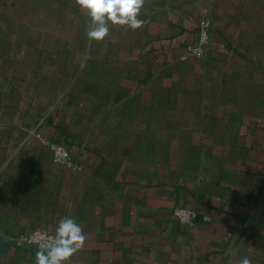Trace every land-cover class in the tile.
Here are the masks:
<instances>
[{"label": "crops", "instance_id": "1", "mask_svg": "<svg viewBox=\"0 0 264 264\" xmlns=\"http://www.w3.org/2000/svg\"><path fill=\"white\" fill-rule=\"evenodd\" d=\"M53 1L42 49L0 45V264H35L23 237L66 216L87 237L70 264H264V0H145L142 28L99 42L53 33L88 21Z\"/></svg>", "mask_w": 264, "mask_h": 264}, {"label": "clouds", "instance_id": "2", "mask_svg": "<svg viewBox=\"0 0 264 264\" xmlns=\"http://www.w3.org/2000/svg\"><path fill=\"white\" fill-rule=\"evenodd\" d=\"M76 5L87 13L89 27L86 36L89 41H103L109 35L110 26H126L137 30L146 21L140 18L145 0H75ZM202 54V50L197 52ZM45 241L41 250L36 252L35 264H70L71 258L84 248L86 234L73 217L66 216L59 220L53 234L38 233ZM238 264H253L244 256Z\"/></svg>", "mask_w": 264, "mask_h": 264}, {"label": "rangeland", "instance_id": "3", "mask_svg": "<svg viewBox=\"0 0 264 264\" xmlns=\"http://www.w3.org/2000/svg\"><path fill=\"white\" fill-rule=\"evenodd\" d=\"M46 1V3H43L42 0H0V45L9 44L11 46L9 50L23 53L31 51L33 47L38 50L42 49L41 46L43 42L40 41L37 43L38 47H36L35 42L31 41V43H29L28 40H32V37L37 35L36 33L47 32L42 22H54L55 20L56 23L58 22L52 13L53 9H55L58 4L53 0ZM60 3L59 1V4ZM60 23L61 27H58L59 31H53V33L69 34L71 37L74 35L75 24H82V28L85 32L89 27V21H72L71 24H67L66 27L63 21ZM64 42L67 44L65 47L71 50L72 47L69 44L74 43ZM53 44V42H50L48 44V49H52ZM59 44L60 43L56 42L54 45L61 48V44ZM17 55L22 57L23 60L24 55ZM85 60L86 59H84V61Z\"/></svg>", "mask_w": 264, "mask_h": 264}, {"label": "built area", "instance_id": "4", "mask_svg": "<svg viewBox=\"0 0 264 264\" xmlns=\"http://www.w3.org/2000/svg\"><path fill=\"white\" fill-rule=\"evenodd\" d=\"M209 45V22L207 20H201L196 25V40L195 43L188 48L186 55L195 59H201L205 53L206 48ZM202 50V54L198 55L197 52ZM47 148L51 152L52 160L54 163L59 165H64L66 167L72 168V157L65 146L57 143L47 144ZM172 215L175 220L182 226L194 227L200 214L197 210L193 208L177 206L173 209ZM47 232L42 229H35L30 233H27L23 237V244L31 249L41 250L44 246L45 241H43L38 233ZM49 235L53 234L47 232Z\"/></svg>", "mask_w": 264, "mask_h": 264}]
</instances>
